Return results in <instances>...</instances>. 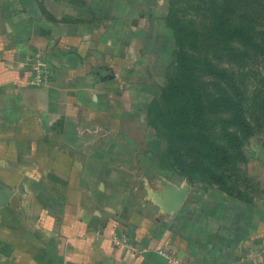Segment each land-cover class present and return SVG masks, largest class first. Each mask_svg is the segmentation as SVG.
Segmentation results:
<instances>
[{
  "label": "crops",
  "instance_id": "obj_1",
  "mask_svg": "<svg viewBox=\"0 0 264 264\" xmlns=\"http://www.w3.org/2000/svg\"><path fill=\"white\" fill-rule=\"evenodd\" d=\"M9 3L0 0V264H264V159L258 191L243 198L175 183L143 153L104 23L102 39L52 16L50 30H18ZM167 185L189 189L181 205ZM122 235L145 252L117 247Z\"/></svg>",
  "mask_w": 264,
  "mask_h": 264
},
{
  "label": "rangeland",
  "instance_id": "obj_2",
  "mask_svg": "<svg viewBox=\"0 0 264 264\" xmlns=\"http://www.w3.org/2000/svg\"><path fill=\"white\" fill-rule=\"evenodd\" d=\"M9 1V12L17 20L13 26L18 30L22 27L35 31L38 28L50 30L57 26L52 22V16L63 20L60 26L67 29L71 28L69 27L71 22L78 19L82 26L89 27L95 33L96 38L102 39V35L96 33V30L104 23L107 30L105 37L108 38L111 54L120 55L119 63L111 65L112 71L118 77L126 110L132 112L140 123L143 153L151 152L155 158L164 151V140L154 135L146 120L153 101H160L161 107L165 110L162 93L168 85L173 53L176 50L173 32L167 21L170 22V15L188 26L209 20L214 0ZM230 1L240 13L250 17L258 32L264 30V0ZM211 21L212 19L209 20ZM255 38L257 50H249L250 57L248 56L249 61L245 68L240 64L232 65L226 61H217L215 62L217 77L213 78L208 70L203 69L196 79L197 87L202 90L208 88L213 92H218L220 87L223 91L227 86L219 78L234 74L238 86L242 91L246 90L248 96H252L256 88L264 92V35L259 36L257 33ZM249 106L247 118L254 131L245 142L242 155L235 166L218 169L217 165L205 157H198L183 147L179 148V156L191 167L196 166L195 168L200 169L195 171L198 176L210 177L212 174H218L225 177L230 186L237 184L238 191L254 193L258 191V175L263 172L260 164L264 159V119H256V116H262L260 104L254 106L249 103ZM222 116L230 117L229 114ZM174 165L173 173L167 168L164 171H167L175 183H179L187 177L183 170L186 172L188 169L186 164L184 169L176 162Z\"/></svg>",
  "mask_w": 264,
  "mask_h": 264
},
{
  "label": "trees",
  "instance_id": "obj_3",
  "mask_svg": "<svg viewBox=\"0 0 264 264\" xmlns=\"http://www.w3.org/2000/svg\"><path fill=\"white\" fill-rule=\"evenodd\" d=\"M211 6V22L204 20L188 26L170 15L167 25L172 29L176 50L168 85L162 93L165 110L160 101H153L147 122L157 138L165 142L164 151L157 157L163 171L167 168L173 173L175 162L183 169L186 164L188 170L183 171L190 182L212 183L243 198L246 192L238 191L237 184L230 186L218 174L198 176L195 171L200 169L191 167L179 156V148L183 147L198 157H205L218 169L235 166L254 131L247 118L249 103L260 104L262 116L256 119H264V92L256 88L248 96L238 86L234 74L219 78L227 86L223 91L220 87L218 92L197 87L196 79L203 69L213 78L217 77V61L245 68L249 50H257L256 34L264 35V30L258 32L250 17L240 13L230 0H214ZM224 114L230 117L224 118Z\"/></svg>",
  "mask_w": 264,
  "mask_h": 264
},
{
  "label": "built area",
  "instance_id": "obj_4",
  "mask_svg": "<svg viewBox=\"0 0 264 264\" xmlns=\"http://www.w3.org/2000/svg\"><path fill=\"white\" fill-rule=\"evenodd\" d=\"M37 65L39 66L40 70L44 66V64L40 60H37ZM44 73L45 71H37V74L34 77L35 81H41ZM113 241L117 247L124 249L130 254L139 256L145 252V249H141L140 247L132 243L126 235H122L119 238H114Z\"/></svg>",
  "mask_w": 264,
  "mask_h": 264
},
{
  "label": "water",
  "instance_id": "obj_5",
  "mask_svg": "<svg viewBox=\"0 0 264 264\" xmlns=\"http://www.w3.org/2000/svg\"><path fill=\"white\" fill-rule=\"evenodd\" d=\"M167 187L169 189H172L175 192V195H176V198L178 201V206L181 205L183 203V201L185 200L186 196L188 195L189 189L188 188H182L180 190H177V189L171 188L168 185H167Z\"/></svg>",
  "mask_w": 264,
  "mask_h": 264
}]
</instances>
